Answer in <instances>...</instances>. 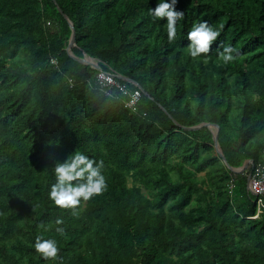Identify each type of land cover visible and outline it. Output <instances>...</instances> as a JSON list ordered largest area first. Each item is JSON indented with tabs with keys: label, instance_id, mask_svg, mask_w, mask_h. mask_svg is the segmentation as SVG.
<instances>
[{
	"label": "trees",
	"instance_id": "16d2710c",
	"mask_svg": "<svg viewBox=\"0 0 264 264\" xmlns=\"http://www.w3.org/2000/svg\"><path fill=\"white\" fill-rule=\"evenodd\" d=\"M159 2L0 0V264H59L35 252L37 235L63 264H264V194L246 188L250 165L264 175V0H178L174 43L148 14ZM202 20L221 35L192 59ZM67 22L70 56L139 90L134 111L68 56ZM224 45L239 53L227 65ZM214 127L229 168L251 161L245 173L212 154ZM74 151L103 160L108 182L75 216L47 196Z\"/></svg>",
	"mask_w": 264,
	"mask_h": 264
},
{
	"label": "clouds",
	"instance_id": "9594fccd",
	"mask_svg": "<svg viewBox=\"0 0 264 264\" xmlns=\"http://www.w3.org/2000/svg\"><path fill=\"white\" fill-rule=\"evenodd\" d=\"M177 3L178 0H160L154 8L149 9L148 13L153 21H166L169 43L176 41L178 22L184 19V12L176 10ZM220 35L221 30L214 29L207 20L194 22L187 32L188 55L192 59H197L202 55L207 56ZM217 55L218 59L227 65L234 62L239 53L232 46L224 45L223 50ZM103 169V160H94L80 151L72 152L63 161L55 162L53 166L55 182L50 185L47 193L48 199L59 209L71 210L74 216L77 215L76 210L82 201L87 202L107 191L108 182ZM55 223L61 225L63 220L58 218ZM44 230L48 231L49 227H44ZM55 231L60 235L65 233L62 227H56ZM32 246L44 260L58 261L59 264H63V259L58 255L59 247L55 239L37 235Z\"/></svg>",
	"mask_w": 264,
	"mask_h": 264
},
{
	"label": "built area",
	"instance_id": "2783aa9c",
	"mask_svg": "<svg viewBox=\"0 0 264 264\" xmlns=\"http://www.w3.org/2000/svg\"><path fill=\"white\" fill-rule=\"evenodd\" d=\"M119 77L107 74L101 71H97L94 85L105 96H110L111 90H118L121 95L126 96V101L123 103V107L129 111H134L135 105L139 99L140 91L134 90L131 93L128 92L124 86L120 85L117 81ZM120 80V79H119ZM250 165V163L248 164ZM249 180L246 181V188L252 196L258 197L264 194V175L263 170L259 165H250ZM256 213L263 207L259 198L255 200Z\"/></svg>",
	"mask_w": 264,
	"mask_h": 264
},
{
	"label": "water",
	"instance_id": "95a60500",
	"mask_svg": "<svg viewBox=\"0 0 264 264\" xmlns=\"http://www.w3.org/2000/svg\"><path fill=\"white\" fill-rule=\"evenodd\" d=\"M57 9V8H56ZM57 12L59 14H61V11L57 9ZM68 23V26L71 30V33H70V38H69V43L67 45V48H66V53L68 54L69 57L70 56V53H69V49L73 46V42H74V31L72 29V25ZM73 60H75L76 62L78 63H81V64H85V65H88L91 69L93 70H96L98 71V67L96 66V64L94 62H92L91 60L87 59V58H82V59H75L73 57H71ZM120 80H123L125 81L123 78H119ZM202 127H208V125L206 124H201L199 126H196V127H192V128H183V130L185 131H193V130H196V129H199V128H202ZM214 130L215 132L212 133V143H213V150L215 151V154L218 156V158L220 159L221 163L224 165V167L229 170L230 172L234 173V174H239V173H245L247 168H248V164L250 163L251 164V161H244L242 166L238 169H231L227 166V164L225 163L224 161V158L222 156V153L217 145V127H214ZM249 180V174H246V181Z\"/></svg>",
	"mask_w": 264,
	"mask_h": 264
},
{
	"label": "rangeland",
	"instance_id": "374dc122",
	"mask_svg": "<svg viewBox=\"0 0 264 264\" xmlns=\"http://www.w3.org/2000/svg\"><path fill=\"white\" fill-rule=\"evenodd\" d=\"M212 154H213V155H216L214 150L212 151Z\"/></svg>",
	"mask_w": 264,
	"mask_h": 264
}]
</instances>
